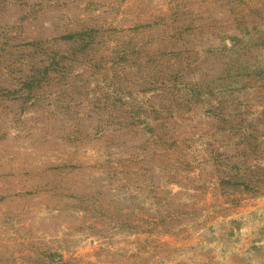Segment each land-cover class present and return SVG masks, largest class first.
<instances>
[{
    "label": "rangeland",
    "instance_id": "1",
    "mask_svg": "<svg viewBox=\"0 0 264 264\" xmlns=\"http://www.w3.org/2000/svg\"><path fill=\"white\" fill-rule=\"evenodd\" d=\"M0 264H264V0H0Z\"/></svg>",
    "mask_w": 264,
    "mask_h": 264
}]
</instances>
